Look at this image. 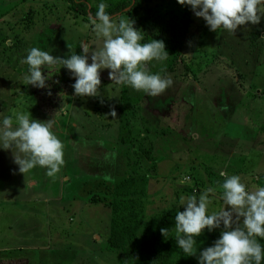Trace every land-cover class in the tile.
I'll return each instance as SVG.
<instances>
[{
  "label": "rangeland",
  "instance_id": "1",
  "mask_svg": "<svg viewBox=\"0 0 264 264\" xmlns=\"http://www.w3.org/2000/svg\"><path fill=\"white\" fill-rule=\"evenodd\" d=\"M68 6V0H0V123L12 116L15 127L17 112L53 119L65 160L55 180L41 167L25 177L12 151L0 148V264H138L106 241L112 187L128 171L141 182L145 175L146 217L185 207L181 196L199 197L209 188L215 192L209 194L208 214L229 210L221 170L240 176L246 190L261 187L255 179L264 172V17L236 33L211 31L186 6L190 23L170 32L180 47L174 70L167 68L168 58L148 65L151 73L174 82L162 96L116 84L110 70L102 69L100 95L80 97L72 87L75 77L60 64L49 73L44 69L46 88L23 83L29 66L21 60L31 48L68 58L71 51L82 54L81 43L95 38L90 20ZM171 7L183 5L148 0L140 9L110 17L117 23L133 20L141 43H148L160 34L157 9ZM125 119L132 131L128 136L133 135L127 143L120 139ZM167 126L180 136L174 131L164 143L156 135ZM143 132L146 138L138 139ZM140 145L163 157L149 165ZM222 230L223 225L205 229L196 237L197 254L190 256L179 248L174 229L176 264H199V253L213 246Z\"/></svg>",
  "mask_w": 264,
  "mask_h": 264
},
{
  "label": "clouds",
  "instance_id": "2",
  "mask_svg": "<svg viewBox=\"0 0 264 264\" xmlns=\"http://www.w3.org/2000/svg\"><path fill=\"white\" fill-rule=\"evenodd\" d=\"M178 3L191 6L211 31L223 29L236 33L241 26L260 24L264 17V0H178ZM106 7L100 3L95 16L89 17L95 38L91 43H81L82 54L71 51L68 58H61L46 50L31 48L21 60L29 66L23 83L46 88L49 76L44 74V69L49 73L60 64L75 77L72 87L76 96L100 95L102 69L110 70L109 78L116 84L130 86L151 97L162 96L174 82L171 77L151 73L148 65L152 61L167 60L169 52L164 41L152 39L141 43L143 36L134 27L135 22L124 18L115 22ZM111 114L116 116L115 110ZM14 115L15 127L12 116H5L0 123V148L12 151L14 163L25 177L34 168L41 167L55 180L65 160L63 143L53 130L54 120L30 119L23 112ZM220 175L226 177L221 185L222 198L230 209L208 214L212 202L209 194L215 189H206L199 197L181 196L180 205L185 207L175 215V238L179 248L186 255H196V237L205 229L212 231L223 225L220 238L199 253V264H261L264 248L257 237L264 238V187L249 191L240 176H227L225 172ZM161 233L166 237L168 229H161Z\"/></svg>",
  "mask_w": 264,
  "mask_h": 264
},
{
  "label": "trees",
  "instance_id": "3",
  "mask_svg": "<svg viewBox=\"0 0 264 264\" xmlns=\"http://www.w3.org/2000/svg\"><path fill=\"white\" fill-rule=\"evenodd\" d=\"M68 9L81 14L86 20L90 16H95L98 11V1L94 0H68ZM148 0H100V3L107 5L106 12L111 16L119 12L135 11L142 8ZM126 7H128L126 9ZM157 9L156 17L160 22L156 23L160 33L154 39L163 40L166 50L169 52L167 68L174 70L176 61L180 54L179 38L175 31L177 27H187L190 23V9L186 6L171 7L167 12ZM121 129L126 135H121L122 142H128L131 137L130 120L125 119L121 124ZM180 136L174 127L167 126L158 130L157 138H163V142L169 141V136L173 132ZM139 132V131H138ZM260 132L264 139V124L260 126ZM138 134V133H137ZM142 136L138 139L143 138ZM146 138V135L144 136ZM143 138V139H144ZM173 138V137H171ZM154 145V144H153ZM141 151V158H145L149 165H154L163 156L157 157L151 152L150 147L138 146ZM165 153V152H164ZM166 155V154H165ZM137 163V162H136ZM148 165V167H149ZM133 171V170H131ZM136 172V171H133ZM221 173V172H220ZM219 173V174H220ZM141 181L130 171L115 181L112 187V197L108 204L110 206L109 230L106 238L108 246L114 251L130 259H137L138 264H176L174 257V243L171 235L175 229V215L178 211H183L184 207L167 208L148 217L143 215L145 192V175H141ZM225 180L224 176H221ZM264 187V172H260L255 179ZM141 182V183H140ZM167 228V236H163L161 229ZM258 242L264 248V238L257 237ZM254 264V262H253ZM261 264H264L262 259Z\"/></svg>",
  "mask_w": 264,
  "mask_h": 264
},
{
  "label": "water",
  "instance_id": "4",
  "mask_svg": "<svg viewBox=\"0 0 264 264\" xmlns=\"http://www.w3.org/2000/svg\"><path fill=\"white\" fill-rule=\"evenodd\" d=\"M128 7H126V9H127ZM112 16V15H111Z\"/></svg>",
  "mask_w": 264,
  "mask_h": 264
},
{
  "label": "crops",
  "instance_id": "5",
  "mask_svg": "<svg viewBox=\"0 0 264 264\" xmlns=\"http://www.w3.org/2000/svg\"><path fill=\"white\" fill-rule=\"evenodd\" d=\"M221 171H222V170H221ZM221 171H220V172H221Z\"/></svg>",
  "mask_w": 264,
  "mask_h": 264
}]
</instances>
